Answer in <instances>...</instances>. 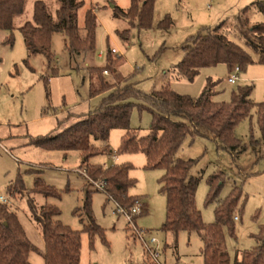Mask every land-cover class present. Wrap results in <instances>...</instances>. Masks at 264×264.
Listing matches in <instances>:
<instances>
[{"label": "rangeland", "instance_id": "1", "mask_svg": "<svg viewBox=\"0 0 264 264\" xmlns=\"http://www.w3.org/2000/svg\"><path fill=\"white\" fill-rule=\"evenodd\" d=\"M36 1L27 0L25 13L15 20L13 43L7 41L11 32L0 31V204L8 205L17 214L28 239L38 249L31 253L30 263L45 264L41 253L46 244L40 226L31 217L28 197L25 194L12 196L9 187L20 178L25 188L31 191L35 180L42 179L62 197L46 199L38 194L32 195L36 206L40 208L50 204L58 207L61 211L58 219L75 232H82L89 223L84 207L91 192L94 221L104 230L105 242L101 236H96L91 246L89 235L81 233L80 264H145L143 241L135 236L133 225L125 215L115 214L117 203L108 201L107 195L97 190L100 183L96 184L86 177L81 154L77 151L64 153L44 150L32 145L31 141L57 133L58 121L70 116L66 123V126H70L101 106L104 96L90 97L88 69L105 67L109 50H116L117 54L113 55L121 58L115 65L116 75L123 79L131 77V83H135L136 88L147 95L170 85L178 94L198 98L208 79H211L219 82L214 96L216 102L229 103L233 92L246 86L253 87L254 103L264 102V66L258 63L241 72L239 81L234 85L229 83L233 72L230 73L226 65L202 69L193 82L173 72L185 56L187 41L223 22H226L225 30L229 31L230 38L244 47L256 61L258 54L234 36V19L249 7L246 14L249 25L264 24V12L258 5H264V0H157L152 28L132 29L128 41L122 39L120 33L129 29L130 24L124 18L115 17L114 7L128 10L130 0H81L84 6L79 11L78 20L82 34L85 33L86 12L93 10L97 17L96 49L72 58L66 50L65 37L55 34L52 39L55 58L49 69L47 58L41 55L28 58L19 30L25 22L32 20ZM41 1L55 15L59 1ZM167 15L171 17L173 27L164 31L159 29V24ZM101 53L104 54L103 58H100ZM53 70H58L57 76H52ZM46 75L51 76L49 83L45 81ZM97 75H94V80ZM104 76L111 82L116 81L110 72L104 73ZM129 102L138 103L135 99ZM72 114L74 117H71ZM151 123L149 111L133 110L131 128L138 130L141 137L148 135ZM252 130L254 139L260 141L255 111L235 130L236 136L246 146L236 158L219 149L208 137H198L193 142L188 138L176 155L177 159L194 160L190 175L200 178L196 205L206 224L215 222L216 207V204H206L208 178L217 171L227 175L221 199L226 198L235 186L243 187L246 203L244 210L236 213L239 217L235 221L236 240L227 235L228 252L233 261L237 250L243 252L255 247L253 236L264 226V146L255 150L251 144ZM124 134L125 131L119 129L111 133L109 143L112 155L117 154ZM94 143L98 148L104 146L99 141ZM112 155L96 156L90 163L105 168L116 163L132 165L129 175L136 185L129 190V196L137 197L148 205L147 214L136 220V227L150 232L146 239L153 236L163 247L169 245L166 255L161 252L159 262L204 264L202 241L198 235L181 233L178 248L173 249L170 246L172 236L160 230L167 215V200L160 192L159 183L164 171L146 169V157L140 153L118 155L119 161L116 163ZM30 170L34 172L29 173ZM2 197L7 203L1 201ZM129 227L131 230H128Z\"/></svg>", "mask_w": 264, "mask_h": 264}, {"label": "trees", "instance_id": "2", "mask_svg": "<svg viewBox=\"0 0 264 264\" xmlns=\"http://www.w3.org/2000/svg\"><path fill=\"white\" fill-rule=\"evenodd\" d=\"M59 8L52 15L45 2L38 0L34 4L33 18L25 22L20 32L25 39L29 51L40 54L46 50L48 69L51 66L53 53L50 42L55 34L65 37V46L72 58L80 57L96 49L97 17L93 10H88L85 16V33H81L78 15L83 8L81 0H58ZM128 10L114 7L115 17L124 18L130 28L120 33L126 41L130 39L132 29H151L153 25L155 5L157 0H130ZM27 0H0V31H9L7 40L13 43L15 20L25 13ZM255 4V3H254ZM262 12L264 5L258 4ZM249 7L234 19V36L247 47L258 54L255 61L252 55L229 36L226 22L208 29L187 41L184 47L183 60L173 69L181 78L193 82L200 71L205 68L226 65L232 73L238 67L241 72L255 63L264 66V24L249 25L246 14ZM173 27L169 15L160 22L159 29L168 31ZM116 58L108 51L105 67L90 68L88 75L91 80L90 97L104 96L101 106L76 123L66 126L68 118L58 121L57 133L32 140L37 148L64 153L77 151L81 154L85 167V175L92 182L106 184L104 192L109 200H114L119 208L131 213V209L140 199L129 196V190L136 182L130 178L133 169L130 163L115 164L109 168L93 165L91 159L99 155H112L110 136L114 130H124L121 145L117 155L143 154L146 157L148 170L161 169L164 175L159 180L160 192L167 200L166 221L160 229L171 235V247L178 248V238L181 233L196 234L202 241L201 253L204 264H264V226L253 236L256 245L251 250L240 253L239 259L232 260L227 247V235L236 240L235 216L242 212L246 199H243V187L235 186L229 195L221 199V190L227 175L222 171L213 173L208 178L209 192L206 204H216L215 222L206 224L196 205V194L200 178L190 175L194 160L177 159L176 155L185 141L193 142L198 137L211 138L219 149L230 153L234 158L240 151L246 149L243 142L236 136V128L240 123L252 117L256 112L257 127L261 140L254 139L251 132V144L257 150L264 146V102L254 103L253 87H240L232 94L229 103L216 102L214 96L219 82L208 79L207 85L198 98L181 95L165 85L161 90L150 95L143 93L131 83V77L121 78L116 75ZM110 72L116 81H110L105 76ZM52 76L58 75L53 70ZM98 74L96 80L94 75ZM46 83L50 76L46 75ZM135 99L138 103H131ZM147 110L152 115L149 133L140 136L138 130L131 128L133 110ZM71 117H74L73 114ZM95 141L102 142L98 148ZM262 158V157H260ZM30 170L29 173H33ZM12 196L20 194L28 197L32 219L40 226L46 248L41 253L45 264H80L81 233L89 235L91 246L96 236H101L105 242L104 230L94 221L91 192L87 195L84 210L88 224L82 232H75L65 226L58 218L61 211L58 207L45 204L38 208L32 195L38 194L46 199H61L62 195L55 188L45 184L38 178L33 190H27L23 181H18L9 187ZM69 189L67 190V192ZM140 215H132V223ZM131 224V222H130ZM131 230V227L128 228ZM168 244L164 246L166 250ZM38 249L28 239L17 214L6 204H0V264H31L30 255Z\"/></svg>", "mask_w": 264, "mask_h": 264}, {"label": "built area", "instance_id": "3", "mask_svg": "<svg viewBox=\"0 0 264 264\" xmlns=\"http://www.w3.org/2000/svg\"><path fill=\"white\" fill-rule=\"evenodd\" d=\"M113 54H117L116 50H112ZM104 54L101 53L100 54V58H103ZM241 73L240 69L237 67L235 69V71L233 72V75L229 78V83L230 84H236L239 81V74ZM105 74H107V72H105ZM113 160L116 161L117 159V154L116 155H112ZM106 187V184L104 182L100 183V185H98V188L100 190H104ZM1 201L3 203H7V200L4 199L3 197L1 198ZM141 204L140 202H136L135 206L131 209V213H128L125 209L123 208H119L116 210L117 214H122L125 215L129 222H131V224L133 225V229L135 232V236L139 239H141L143 241V244L145 246V250H144V257H145V264H162L159 262L160 259V255L161 252H164V247L162 246V243L153 236H148L149 238L146 239L145 236L148 234L150 235L149 231H144L142 229H139L138 227H136V225H134L132 223V215H139L141 214ZM239 217H235V221H238Z\"/></svg>", "mask_w": 264, "mask_h": 264}, {"label": "crops", "instance_id": "4", "mask_svg": "<svg viewBox=\"0 0 264 264\" xmlns=\"http://www.w3.org/2000/svg\"><path fill=\"white\" fill-rule=\"evenodd\" d=\"M213 1V0H212ZM23 36V35H22ZM24 38V37H23ZM52 39H53V37H52ZM52 39H51V42H50V51L52 52ZM24 43H25V39H24ZM25 46H26V49H27V51H28V58L30 59V58H32L33 56H39V55H41V56H43V57H45L46 58V55H45V53H46V50L44 51V52H41L40 54H33L31 51H29V49L27 48V45H26V43H25ZM55 58V57H54ZM28 60V59H27ZM48 71V70H47ZM51 77V76H50ZM233 85V84H232ZM217 89V88H216ZM113 132V131H112ZM211 139V138H210ZM212 140V139H211ZM113 159V158H112ZM115 163L116 162H118L119 161V157H118V155H117V159H116V161L115 160H113ZM117 164V163H116ZM140 204L142 205L141 206V212H142V216L144 215V214H147V212H148V205L143 201V200H141L140 199ZM115 214H117V213H115ZM136 226H138L137 225V221H136ZM255 241V240H254ZM255 245H256V242H255ZM164 251V253H165V255L167 254V252H166V250L164 249L163 250ZM242 251H240V250H237L236 251V258H235V260L236 259H239V257H240V253H241ZM173 253L175 254V252L173 251ZM203 261H204V259H203ZM162 264H172L171 263V261H165V263H162ZM178 264V263H177Z\"/></svg>", "mask_w": 264, "mask_h": 264}]
</instances>
